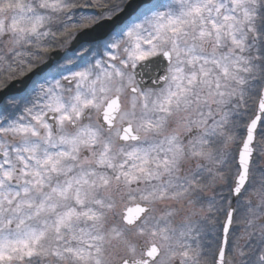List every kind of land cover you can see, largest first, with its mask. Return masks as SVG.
Segmentation results:
<instances>
[{
  "label": "snow or ice",
  "instance_id": "6c2138e0",
  "mask_svg": "<svg viewBox=\"0 0 264 264\" xmlns=\"http://www.w3.org/2000/svg\"><path fill=\"white\" fill-rule=\"evenodd\" d=\"M0 264H264V0H0Z\"/></svg>",
  "mask_w": 264,
  "mask_h": 264
}]
</instances>
